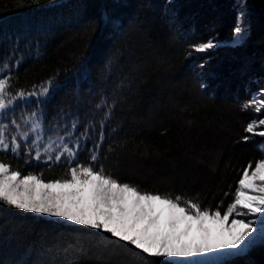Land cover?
I'll list each match as a JSON object with an SVG mask.
<instances>
[{
  "label": "trees",
  "instance_id": "trees-1",
  "mask_svg": "<svg viewBox=\"0 0 264 264\" xmlns=\"http://www.w3.org/2000/svg\"><path fill=\"white\" fill-rule=\"evenodd\" d=\"M190 1L0 0V61L9 65L0 76H11L12 91L51 80L43 98L47 120L70 125L78 118L81 131L94 125L73 163L89 162L102 131L96 167L141 191L218 208L231 201L242 169L264 159V140L245 132L264 111L244 108L253 91L264 89V0H200L203 12ZM241 10L245 39L229 45ZM213 11L216 24L208 19ZM209 39L219 46L189 56L192 45ZM103 101L114 106L100 129ZM34 107V98L20 101L14 114ZM0 160L25 175L42 172L46 182L65 177L69 167L65 160L25 164L11 153ZM73 260L169 264L107 233L0 204L3 264ZM231 264H264V246Z\"/></svg>",
  "mask_w": 264,
  "mask_h": 264
},
{
  "label": "snow or ice",
  "instance_id": "snow-or-ice-1",
  "mask_svg": "<svg viewBox=\"0 0 264 264\" xmlns=\"http://www.w3.org/2000/svg\"><path fill=\"white\" fill-rule=\"evenodd\" d=\"M244 15L241 10L233 29L236 44L245 39ZM218 46L217 41L209 39L192 45L189 56ZM0 69H9V65L0 61ZM11 88V76H0V153L23 157L25 164L65 160L69 167L64 178L46 182L42 172L29 171L25 175L0 160V204L107 233L148 257L180 259L190 264H231L232 258L244 256L258 244L264 245V159L249 162L242 169L233 202L223 213L218 208H202L181 195L141 191L107 174L102 165L96 167L104 140L102 131L99 142L91 149L89 162L73 163L87 150L84 142L94 125L83 126L81 131L78 118L70 125L47 120L43 98L50 94L51 80L38 90ZM259 96L249 101L245 110L255 107L257 113L264 111V89ZM33 98L35 107L21 110L17 118L14 113L18 102L27 105ZM113 106L107 101L97 105L103 112L100 129L105 127ZM258 128H264V119L249 122L245 132L264 137V130ZM243 139L247 142L249 137Z\"/></svg>",
  "mask_w": 264,
  "mask_h": 264
},
{
  "label": "rangeland",
  "instance_id": "rangeland-1",
  "mask_svg": "<svg viewBox=\"0 0 264 264\" xmlns=\"http://www.w3.org/2000/svg\"><path fill=\"white\" fill-rule=\"evenodd\" d=\"M194 2H196L197 3V8H201V3H200V0H191L190 1V3L191 4H193ZM201 10V9H200ZM199 10V12H203V8H202V10L200 11ZM186 17V16H185ZM188 17V16H187ZM219 16H218V11H213L212 13H210V14H208V19H209V21H211L212 23H214V24H216V23H218L219 22ZM236 45V43H235V41H234V38H233V41H232V43H229V45ZM229 87V83H225V84H223L222 85V89L224 90V91H226L227 90V88ZM262 89H257V90H255V91H253L252 93H251V97H250V101H252L254 98L255 99H260V96H259V93H260V91H261ZM254 109H255V107H253ZM264 119V118H263ZM256 121H258V120H256ZM258 131L259 130H264V128H258L257 129ZM249 135H251V134H249ZM252 137H254L255 139H261V140H264V137H260V136H255V135H251ZM260 147H262V145L260 146ZM217 156L216 155H214L213 156V158H212V163H211V169H213V166L212 165H215L216 163H217ZM64 178V177H63ZM239 181V180H238ZM238 181L236 182V188H237V186H238ZM236 188H235V191H236ZM234 194H235V192L232 194L231 193V195H230V200L231 201H229V203H225L224 205H221V207L219 208L218 207V209L223 213L225 210H226V208H227V206L230 204V203H232L233 202V199H234ZM202 207V206H201ZM202 208H207V209H211V210H216L217 208H214L213 206H211V207H209V206H207V205H204ZM33 216H35V217H38V218H42V219H44V220H48V221H52V222H56V223H61L62 225H69V226H76V227H81V226H77V225H75V224H72V223H70V222H67V221H63V220H58V219H53V218H50V217H47V216H44V215H38V214H33V213H31ZM84 228V227H83ZM88 229V228H87ZM90 230H93V229H90ZM97 231V230H96ZM99 232V231H98ZM261 246H264V245H256V246H254L252 249H250L244 256H242V257H234V258H232V261L233 260H236V259H241V258H246L247 257V255H250V254H252L255 250H257V249H259V247H261ZM13 258V257H12ZM158 259H160L161 261H163V262H165V263H169V264H190V262H188V261H184V260H180V259H172V260H168V259H165V258H158ZM194 259H197V258H194ZM231 261V262H232Z\"/></svg>",
  "mask_w": 264,
  "mask_h": 264
},
{
  "label": "bare ground",
  "instance_id": "bare-ground-1",
  "mask_svg": "<svg viewBox=\"0 0 264 264\" xmlns=\"http://www.w3.org/2000/svg\"><path fill=\"white\" fill-rule=\"evenodd\" d=\"M99 6V5H98ZM117 6V5H116ZM66 9V8H65ZM68 9V8H67ZM69 13V12H68ZM115 15V14H114Z\"/></svg>",
  "mask_w": 264,
  "mask_h": 264
}]
</instances>
